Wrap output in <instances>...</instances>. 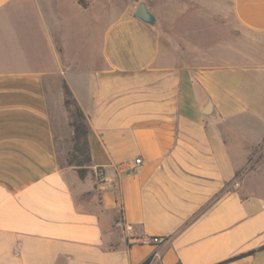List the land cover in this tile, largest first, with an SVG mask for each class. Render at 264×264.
Instances as JSON below:
<instances>
[{"label":"crops","instance_id":"crops-1","mask_svg":"<svg viewBox=\"0 0 264 264\" xmlns=\"http://www.w3.org/2000/svg\"><path fill=\"white\" fill-rule=\"evenodd\" d=\"M77 1L0 0V264H264V163L242 178L264 156V0H231L243 50L210 17L163 32L129 5L86 56L68 10L109 3ZM63 83L89 126L83 180L63 166Z\"/></svg>","mask_w":264,"mask_h":264},{"label":"rangeland","instance_id":"rangeland-1","mask_svg":"<svg viewBox=\"0 0 264 264\" xmlns=\"http://www.w3.org/2000/svg\"><path fill=\"white\" fill-rule=\"evenodd\" d=\"M206 1L210 2L211 0H202L197 4L192 0H108V8H104L103 5L98 1L90 10L83 12L79 7H75L74 10H68L70 15V25L69 30L72 34L71 44L75 46L76 51L84 54L86 56L90 52L89 38H99V36L104 33L105 29L110 26V24L119 16L121 11L120 8H126L129 5L136 6L139 3L144 2L149 11L156 18V26L160 24L161 30L164 32L168 30V24H171L173 21L184 16V12H188L187 15L199 19H205L210 17L215 24H217L221 32H216L218 36L213 35L216 39L218 37L225 38L229 37V41H235V46L237 49L243 50L246 45L249 43V38L255 40L256 38L250 36L249 33L241 30L237 25L232 24V19L230 15L231 0H225L227 9H217L211 11V7L205 5ZM215 2H224L222 0H213ZM224 6V5H223ZM98 22H96V20ZM204 24V23H203ZM188 23L182 22L178 27V31L187 28ZM234 38H232V34ZM207 36H210L208 32L204 33ZM227 34V35H226ZM87 39L84 41V47L80 46L81 38ZM225 39H221L223 41ZM227 40V39H226ZM264 163V156L259 153H253L250 156V161L247 166V171L244 172L243 179L250 176L254 171L258 170L261 165ZM94 180L96 178L94 175ZM237 190L242 192V186L237 187Z\"/></svg>","mask_w":264,"mask_h":264},{"label":"trees","instance_id":"trees-1","mask_svg":"<svg viewBox=\"0 0 264 264\" xmlns=\"http://www.w3.org/2000/svg\"><path fill=\"white\" fill-rule=\"evenodd\" d=\"M77 2L83 8L89 5V0H78ZM61 89L63 93V106L67 113L68 124L71 130L70 147L67 151L63 166L72 168L77 177L83 180L89 174H92L90 150L87 141L89 126L68 86L63 83ZM237 258H231L227 262Z\"/></svg>","mask_w":264,"mask_h":264},{"label":"built area","instance_id":"built-area-1","mask_svg":"<svg viewBox=\"0 0 264 264\" xmlns=\"http://www.w3.org/2000/svg\"><path fill=\"white\" fill-rule=\"evenodd\" d=\"M142 163L141 159H136L134 161V165L138 166ZM94 175L96 178V182L100 185H105L107 188L110 187L111 181L104 175L103 171L101 170H95L94 171ZM160 241V239L158 238H151V237H140L138 239V242L142 245H150L152 243H158Z\"/></svg>","mask_w":264,"mask_h":264},{"label":"water","instance_id":"water-1","mask_svg":"<svg viewBox=\"0 0 264 264\" xmlns=\"http://www.w3.org/2000/svg\"><path fill=\"white\" fill-rule=\"evenodd\" d=\"M134 17L143 22L146 25L151 27L155 26L156 18L155 16L149 11L147 5L144 2L139 3L136 7L134 13ZM209 109V106L207 107Z\"/></svg>","mask_w":264,"mask_h":264}]
</instances>
